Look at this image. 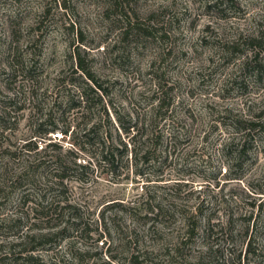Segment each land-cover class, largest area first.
Segmentation results:
<instances>
[{
  "label": "rangeland",
  "instance_id": "374dc122",
  "mask_svg": "<svg viewBox=\"0 0 264 264\" xmlns=\"http://www.w3.org/2000/svg\"><path fill=\"white\" fill-rule=\"evenodd\" d=\"M259 35L264 0H0V264H264Z\"/></svg>",
  "mask_w": 264,
  "mask_h": 264
},
{
  "label": "trees",
  "instance_id": "16d2710c",
  "mask_svg": "<svg viewBox=\"0 0 264 264\" xmlns=\"http://www.w3.org/2000/svg\"><path fill=\"white\" fill-rule=\"evenodd\" d=\"M250 43L257 46L258 48H260L264 44V36H262V35L256 36V37L250 39ZM77 67L79 70H81L83 72V67L81 66V63H79V61L77 63ZM86 76H87V79L89 80V82L90 83L92 82L91 86L93 87V89H95V90H92V88H90L91 91L92 92H94V91L99 92L101 87L99 85H97L95 81L92 80L90 75H86ZM94 94H96V93L94 92ZM260 124L261 123H260L259 117L257 119H254V120L247 121L245 128H243V131L241 133L240 139L245 143L247 141L246 140V136H247L246 133L249 134L251 132H254L256 129H258L260 127ZM105 140H107L106 135L104 137H102L101 143H100V145L102 146V150H103L102 154H101V159L103 161H106V162H111V161H113L114 154L108 150L109 147L108 148L106 147L105 149H103L104 144H105ZM49 146L50 147H56V145H49ZM146 156H148V154L144 153L143 158L145 159ZM78 168H84V166H78ZM64 169H66V168H64ZM61 178L63 179L64 177H61ZM26 258H27L26 260L29 262L33 260L32 257H26Z\"/></svg>",
  "mask_w": 264,
  "mask_h": 264
}]
</instances>
